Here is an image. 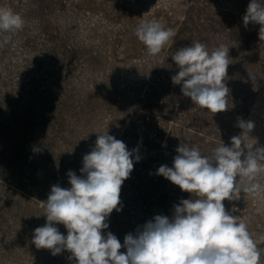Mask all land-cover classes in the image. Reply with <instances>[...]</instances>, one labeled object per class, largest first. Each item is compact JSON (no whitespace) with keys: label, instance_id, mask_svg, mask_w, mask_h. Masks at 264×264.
<instances>
[{"label":"rangeland","instance_id":"374dc122","mask_svg":"<svg viewBox=\"0 0 264 264\" xmlns=\"http://www.w3.org/2000/svg\"><path fill=\"white\" fill-rule=\"evenodd\" d=\"M250 2L0 0L25 22L22 30L0 32V264H75L70 252L54 256L32 238L47 222L44 202L52 186L70 188V170L82 175L83 157L99 134L137 150L119 211L102 230L122 245L127 234L156 215L171 218L174 207L191 198L157 174L161 165L172 167L180 145L211 157L222 143L231 146L244 120L254 124L246 143L264 146V43L260 25H244ZM152 19L176 32L155 56L135 35ZM195 42L209 52L229 47L226 111L213 114L195 105L172 82L179 71L172 56ZM258 179L264 184V174ZM223 203L247 224L264 264V190ZM55 226L67 235L63 224Z\"/></svg>","mask_w":264,"mask_h":264},{"label":"clouds","instance_id":"9594fccd","mask_svg":"<svg viewBox=\"0 0 264 264\" xmlns=\"http://www.w3.org/2000/svg\"><path fill=\"white\" fill-rule=\"evenodd\" d=\"M243 22L260 25L259 40L264 43V0H251ZM24 23L21 15L0 7V32L22 30ZM135 35L148 54L155 56L172 43L176 32L152 19L141 22ZM172 60L179 71L171 79L182 85L184 96L213 114L228 109L229 47L221 44L209 52L205 44L195 42L177 50ZM238 127L242 131L231 138V146L222 143L211 157L203 156L195 146L176 149L172 167L161 165L157 174L191 198L182 199L171 218L156 215L135 235L127 234L123 245L114 234L105 236L102 230L109 227L106 220L113 210L119 211L121 186L133 170L137 150L129 151L107 132L99 134L94 148L83 157L82 175L70 170V188L52 186L44 202L47 222L34 230L32 243L54 256L68 251L75 264H260L257 241L247 224L237 222L223 203L238 200L241 193L254 196L264 190L258 179L264 174V146L250 147L245 141L253 122L240 120ZM139 159L136 155L135 161ZM56 224L64 225L66 236ZM259 239L264 241V236ZM122 247L126 252L120 251Z\"/></svg>","mask_w":264,"mask_h":264}]
</instances>
